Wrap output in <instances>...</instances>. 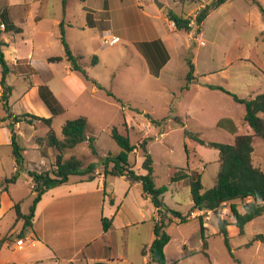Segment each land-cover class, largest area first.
I'll list each match as a JSON object with an SVG mask.
<instances>
[{"label": "rangeland", "instance_id": "obj_1", "mask_svg": "<svg viewBox=\"0 0 264 264\" xmlns=\"http://www.w3.org/2000/svg\"><path fill=\"white\" fill-rule=\"evenodd\" d=\"M7 1L13 3L19 0ZM154 1L136 0L134 4L138 6V10L142 6L141 9L150 16L149 20L160 35H168L174 40L170 49L171 61L158 80L149 74L143 58L124 38L115 46L104 47L99 52L98 64L93 69L85 68L87 75L96 78L100 83V86H97V94L86 92L78 98L63 86L61 75L53 80L59 89L56 90V97L52 95L57 101V106L61 108L60 113L54 115L51 122L56 137L62 140L61 129L65 121L84 117L87 122L86 137L94 140L97 152V155L93 156L87 142H84L66 150L63 157H73L87 166L100 162L108 155H118L120 148L111 138L113 129H117L122 135L127 134L131 145L137 144L144 137L151 139L147 143L146 151L153 162L155 186L167 188L162 196L163 203L170 210L188 216L186 222L178 223V220H174L165 228L169 236V242L164 249L167 263L264 264V217L256 218L253 223L247 224L239 234L238 228L232 225L229 204L216 213L210 212L207 215L203 212L196 215L195 211V215L190 214L189 187L181 182H168L174 169L186 173L197 171L201 176L202 189L207 191L214 186L219 172L218 152L186 138L184 130L198 135L205 142L222 144H232L235 134H252L244 123L245 110L242 105L235 103L228 95L205 91L202 86L206 83V75L208 84L213 87L220 85L218 87L233 91L231 93L238 97L245 93L246 82L254 91L253 95L264 93V75L250 62L238 60L248 55V47L251 45L256 59L264 65V43L260 39V24H264L261 12V9L264 10V0H227L204 20L200 31L205 39L203 45L198 44L197 38L200 36H197L199 30L195 24L192 25L191 34L169 31V22H165L164 18L168 10L183 16L210 0H197L194 4L188 3L187 0H157L162 8H158ZM195 14L187 16L193 20ZM187 60H190L194 67L195 82L186 92L181 88L188 72ZM78 64L85 66V63ZM58 66L62 68V64ZM224 70L231 76H240L237 79L228 78L225 82L219 77V72ZM31 81V77L17 78L16 75L7 78L6 82L11 87L8 104L13 112L19 110L18 99L22 91L27 89L30 83L33 84ZM1 107L0 104V113ZM145 114L151 116L156 124L149 123L147 126ZM34 115L40 116L36 113ZM123 118L127 121L125 125ZM23 121L26 122L25 119ZM34 125V131L28 125L23 127L26 139L32 138L29 143L23 142L27 150L25 159L33 169H50L55 162V151L48 145V128L41 122H34ZM252 147V163L264 172V142L254 137ZM2 152L0 151L1 154ZM141 157L140 150L129 156V163L134 169L140 167ZM43 159L46 164L40 166ZM98 170L102 173V169ZM108 177L107 181L115 184V201L118 206L126 193V184L116 177ZM109 202L107 199L105 209L114 210L116 207H112ZM29 203L27 205H30ZM24 213H28L27 206H24ZM199 218L202 219L204 232L208 236V257L201 253ZM218 219L229 224L227 232L232 255L218 234ZM147 228L148 224L129 234L138 235L132 240L130 237L129 241L133 248V251L130 250L131 255L129 254L131 264H141V253L148 243V237L145 235ZM135 239L138 245L134 242ZM136 246L140 253L139 250L135 252Z\"/></svg>", "mask_w": 264, "mask_h": 264}, {"label": "crops", "instance_id": "obj_2", "mask_svg": "<svg viewBox=\"0 0 264 264\" xmlns=\"http://www.w3.org/2000/svg\"><path fill=\"white\" fill-rule=\"evenodd\" d=\"M134 1L136 2V0H19L9 3L7 0H0V12L7 8L8 19L14 26V30L3 32L1 35L5 44L2 49L4 60L10 68L7 78L11 75H16L17 78L31 77L33 82L22 91L18 99L19 110L16 113L8 104L10 113L16 116L36 113L40 115L38 117L51 118V112L40 98L38 89L40 86H46L56 97V90L59 87L53 80L59 75L63 86L78 98L86 92L97 94V86L87 81L81 73L71 71L70 63L63 57L61 34L77 63H85L84 67L80 66L85 71L93 69L98 64L99 52L104 49L101 45L104 35L112 34L118 37L120 42L124 38L126 43L133 45L143 58L149 74L158 80L171 61L170 49L174 40L168 35H160L153 22L149 20L150 16L141 9L142 6L138 10ZM204 5H199L197 9H192L183 17L191 14L194 16ZM164 19L165 22H169L166 15ZM0 30H4V25ZM168 30L176 31L169 26ZM263 30L264 24H260V34ZM200 31L201 28L197 33V36H200L197 38L199 45H201L200 40H205ZM155 40L162 43L169 56L157 76H153L150 72V65L154 67L156 60L151 61L152 59L147 57L152 48L155 49L153 46ZM248 48V55L244 59H238L239 61H247L250 58L253 49L251 45ZM57 57L63 58L62 61H48ZM156 57L159 61L161 55ZM58 64H62V68H59ZM239 76L235 74L231 76L225 70L219 72V77L225 82L228 78L237 79ZM207 77L204 75L206 83L202 86L203 90L226 95L219 90L209 89ZM91 79L100 85L96 78ZM245 84V93L239 98L257 96L253 95L251 86L247 82ZM218 86L216 88L227 91L224 87ZM182 91L187 92L189 89ZM3 118H6V113L1 107L0 119ZM9 123L7 119L0 124V151H3L2 154L0 153V264H131L130 250L133 251V248L129 241L134 239V236L137 238L138 235L129 234L135 232L138 227H145L148 224L145 233L148 237L146 248L153 239L152 218L155 211L149 198L144 197L140 184L126 177H116L124 181L127 187L124 197L117 206L114 182H108V176L104 177L98 169L92 181H80L72 177L67 184L49 189L42 195L34 210L32 226L23 229V221H16L13 208L15 204H20L21 213L25 214L24 206L29 210L31 205L29 202L32 203L33 183L26 171L40 172L49 169H33L28 164L25 159L27 150L23 142L29 143L32 138L26 139L23 127L28 125L34 131L36 125L24 121L18 122L14 125V132L18 144L24 149L26 171L20 173L14 184H5V180L11 178L17 170L12 156ZM4 159H6L5 163ZM44 159L41 160L40 166L46 164ZM179 182L185 185L184 181ZM107 199L112 207H116L114 210L105 209ZM28 203L30 205H27ZM196 212V215L202 214ZM103 218L112 222L107 232L102 230ZM254 221L255 219L251 223ZM19 239L24 241L20 247L16 246ZM134 242L138 245L136 239ZM138 250L140 253V249L136 246L135 252L137 253ZM141 257V264H148V251L145 255L141 253Z\"/></svg>", "mask_w": 264, "mask_h": 264}, {"label": "trees", "instance_id": "obj_3", "mask_svg": "<svg viewBox=\"0 0 264 264\" xmlns=\"http://www.w3.org/2000/svg\"><path fill=\"white\" fill-rule=\"evenodd\" d=\"M182 1L185 2L186 0ZM187 2L194 4L198 1L187 0ZM225 2L226 0H213L211 3L205 4L196 12L194 21L198 30H200L208 15L212 11L218 9ZM261 12L264 20V10L261 9ZM166 16L168 21L175 24L176 31H181L186 34L191 32L192 28L189 24L192 17L179 16L171 10L167 12ZM1 25H4V30H0V86L3 89L0 104L6 113V118L0 119V124L7 119L10 121L8 128L11 132L12 156L17 166L15 174L11 178L5 180V184H14L19 178L20 173L26 171L24 168V149L18 144L17 135L14 132V125L16 123L22 122L25 119L30 125L34 124V122L45 124L48 128L46 134L48 145L55 151V162L49 170L40 172H37L36 170L26 171L28 177L32 179V192L34 193V197L27 214H22L20 204H15L13 209L16 221H23V229L30 228L32 226V219L34 218L35 207L47 190L67 184L72 177H76L80 181H92L96 176V170L102 169L101 174L104 177H126L132 182L140 184L144 197L149 198L155 211V215L152 218L153 239L150 245L142 250V255H145L146 251H148V264H168L164 249L169 242V236L165 232V228L168 223H172L174 220H178V223L186 222L188 216H182L179 213L170 210L163 203L162 196L167 191V188H157L155 186L153 162L146 151L147 143L151 139L144 137L141 138L137 144L131 145L127 134L122 135L117 129H113L111 132V138L120 148V153L118 155H108L100 162L90 163L87 166H84L81 161L73 157L64 159L63 156L66 150H71L84 142H87L91 154L93 156L97 155L94 140L86 137V119L84 117H79L74 120L66 121L61 129L62 140H59L51 128V122L52 117L60 113L61 108L57 106L56 99L46 86H40L38 93L45 106L51 112V118L45 119L26 113L16 116L10 113L8 98L11 94V88L6 84V78L10 72V68L4 60L2 49L5 44L1 38L3 32L14 30V26H12L8 19L7 8H4V10L0 12V26ZM260 39L264 43V30L260 34ZM60 41L64 50L63 57L68 63H70L71 71L81 73L87 81L95 86H100L94 80L89 78L86 71L77 63V59L72 55L63 34H61ZM153 46H155V49L153 47L147 57H150V59H152L151 61H153V59L156 60L154 67L150 65V72L153 76H157L161 67L168 61L169 56L159 40H155ZM156 55H161L159 61L156 59ZM62 59L63 58L61 57H57L50 58L48 61L60 62ZM93 59L95 61L96 58L94 57ZM247 61L250 62L259 72L264 74V65L256 59L253 50ZM93 64H95V62H93ZM187 65L188 72L185 75V83L181 90H188L189 85L195 80V77L193 76L194 67L190 60H187ZM207 87L211 90L216 89L223 92L230 96L235 103L244 107L245 114L243 120L252 131V134H235L232 144H222L205 142L201 140L198 135L184 130V136L186 138L193 140L202 146H206L207 148L215 149L218 152L219 172L214 186L207 191H203L201 176L197 171L186 173L183 170L174 169L169 175L168 182L172 184L184 181L185 185L189 187L192 203L189 210L190 214L195 211H210L216 213L224 205L229 204V213L233 219L232 225L238 228L240 234L247 224L251 223L256 218L264 216V172L253 165L251 157L253 152V138L258 137L264 142V93L253 98L249 97L241 99L222 88H216L210 85ZM107 94L112 96L111 93L107 92ZM144 116L150 124H156L151 116L148 114H145ZM126 122L127 121L124 119L123 125H125ZM137 150L142 152V157L139 164L140 167L134 169L130 165L128 159L129 156L137 152ZM199 220L201 222V253L205 257H208V236L204 232L202 219L199 218ZM111 223L110 219H102L103 232H107L111 228ZM228 226L229 224L225 220H217L218 234L223 238L225 246L230 252V255H232L230 249V237L227 232Z\"/></svg>", "mask_w": 264, "mask_h": 264}, {"label": "built area", "instance_id": "obj_4", "mask_svg": "<svg viewBox=\"0 0 264 264\" xmlns=\"http://www.w3.org/2000/svg\"><path fill=\"white\" fill-rule=\"evenodd\" d=\"M194 18H195V17H194ZM194 24H195V21H194V19H193V20H191L189 26L192 28V25H194ZM0 28L3 29V25H1ZM169 28H170V29H175V24H174L173 22H170V21H169ZM119 42H120V39H119L118 37H116V36H114V35H112V34H109V35H104V36L102 37L101 45H102L103 48H104V47H112V46L117 45ZM200 44L203 45V44H204V40H200ZM2 93H3V91H2V89L0 88V96L2 95ZM224 206H225V205H224ZM199 212H200V211H199ZM202 213H203V212H202ZM205 213L208 215V214H210V211L205 212ZM191 214H194V212L191 213ZM194 217H195V216H194ZM23 242H24V241H23L22 239L17 240V242H16V246H18V247L22 246Z\"/></svg>", "mask_w": 264, "mask_h": 264}, {"label": "water", "instance_id": "obj_5", "mask_svg": "<svg viewBox=\"0 0 264 264\" xmlns=\"http://www.w3.org/2000/svg\"><path fill=\"white\" fill-rule=\"evenodd\" d=\"M154 4H155L158 8H162V5L159 4V3L157 2V0L154 1Z\"/></svg>", "mask_w": 264, "mask_h": 264}]
</instances>
